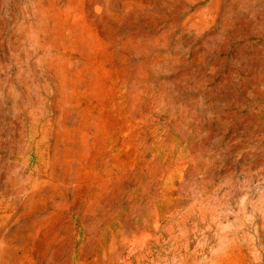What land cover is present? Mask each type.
I'll return each instance as SVG.
<instances>
[{
  "label": "rangeland",
  "instance_id": "1",
  "mask_svg": "<svg viewBox=\"0 0 264 264\" xmlns=\"http://www.w3.org/2000/svg\"><path fill=\"white\" fill-rule=\"evenodd\" d=\"M0 264H264V0H0Z\"/></svg>",
  "mask_w": 264,
  "mask_h": 264
}]
</instances>
